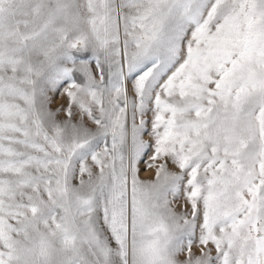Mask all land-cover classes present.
<instances>
[{
    "label": "rangeland",
    "instance_id": "obj_1",
    "mask_svg": "<svg viewBox=\"0 0 264 264\" xmlns=\"http://www.w3.org/2000/svg\"><path fill=\"white\" fill-rule=\"evenodd\" d=\"M0 264H264V0H0Z\"/></svg>",
    "mask_w": 264,
    "mask_h": 264
},
{
    "label": "bare ground",
    "instance_id": "obj_2",
    "mask_svg": "<svg viewBox=\"0 0 264 264\" xmlns=\"http://www.w3.org/2000/svg\"><path fill=\"white\" fill-rule=\"evenodd\" d=\"M144 172V174H148L149 172H148V170H142V173Z\"/></svg>",
    "mask_w": 264,
    "mask_h": 264
}]
</instances>
